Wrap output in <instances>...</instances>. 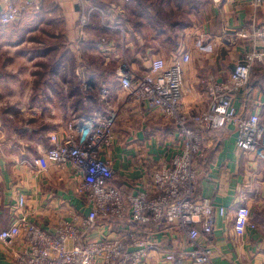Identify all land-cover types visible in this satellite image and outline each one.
Segmentation results:
<instances>
[{"label": "built area", "instance_id": "2783aa9c", "mask_svg": "<svg viewBox=\"0 0 264 264\" xmlns=\"http://www.w3.org/2000/svg\"><path fill=\"white\" fill-rule=\"evenodd\" d=\"M262 2L256 0L258 6ZM75 3L80 32L93 25L94 13L105 14L90 0ZM41 7L42 0H0V25L17 23L27 13L41 12ZM240 34L252 39L255 48L236 63L228 79L218 82L207 77V103L191 110L183 101L190 52L174 53L170 61L153 58L145 70L123 60L117 72L126 101L112 104L108 88L102 85L98 89L100 110L63 123L50 133L44 156L29 163L38 181L49 171L45 160L68 172L74 190L68 196L47 198L44 210L53 219L51 227L40 222L41 214L19 190L9 206L11 223L0 229L4 260L8 264H143L157 253L162 264H213L210 236L217 207L210 198L197 196V163L206 157L208 133L233 126L237 149L264 161L260 114L255 110L245 115L237 105L252 69L264 59V50L257 48L258 42L264 47V27L252 25ZM83 39L98 42L104 53L115 47L105 36ZM197 45L203 52L210 49L208 42L197 41ZM76 75L81 86L88 88L83 67ZM129 103L137 105L144 118L173 125L176 131L163 140L155 136V166L150 169L141 162L136 166L138 174L124 179L112 153L125 122L123 108ZM218 212L227 215L223 206ZM256 228L250 207L239 206L234 219L237 237L242 239Z\"/></svg>", "mask_w": 264, "mask_h": 264}, {"label": "crops", "instance_id": "0c3cea01", "mask_svg": "<svg viewBox=\"0 0 264 264\" xmlns=\"http://www.w3.org/2000/svg\"><path fill=\"white\" fill-rule=\"evenodd\" d=\"M66 2L60 6L72 13L70 19L66 14L65 24L70 34H74L77 6L75 0ZM90 3L105 11L94 13L89 29L93 37L105 36L114 41V49L107 53L94 40L79 41L78 45L70 46L69 52L59 51L58 59L49 63L55 52L51 47L24 49L27 41L30 43L31 27L19 30L22 38L17 45L9 44V33L0 29V54L14 48L12 51L19 52L17 60L22 68L13 77L0 75V97L9 94L15 106L0 110V229L11 223L9 206L19 190L29 196V205L41 214L40 222L52 226L53 219L44 210L47 198L68 196L74 186L68 172L59 171L47 160L49 171L42 180H35L29 163L44 156L50 146V133L63 123L100 110L98 89L102 85L108 88L112 104L126 101L117 72L123 60L131 67L145 70L153 58L170 61L174 53L190 52L191 61L185 66L183 101L186 109L191 110L207 103V77L213 76L218 82L228 79L236 63L255 48L252 39L240 33L250 31L252 25L264 27V0L259 6L256 0H90ZM36 14L42 20L45 18L42 12L27 13L21 23L37 24ZM197 41L208 42L209 51L198 49ZM257 48L264 50L260 42ZM70 58L75 63L69 70ZM2 65L8 68V63L3 61ZM75 67L84 68L88 88L81 86ZM255 68L261 73L254 81L257 84L250 82L251 87L244 89L243 99L237 105L245 113L244 102L250 99L254 108L246 114L257 110L264 123V59ZM122 115L125 122L120 134L117 133L112 156L120 177L125 179L138 174L136 166L141 162L150 169L156 165L155 136L161 135L163 140L166 135L163 125L144 118L135 104L126 105ZM20 117L36 129L31 131V127L18 125ZM205 154V159L197 163V196L210 198L217 207L215 229L210 236L214 245L213 264H264V161L237 149L233 126L208 136ZM147 156L148 161L144 159ZM242 205L250 207L257 228L239 239L234 219ZM220 206L226 208V216L218 212ZM0 264H8L1 252ZM143 264L162 263L159 255L152 253Z\"/></svg>", "mask_w": 264, "mask_h": 264}, {"label": "rangeland", "instance_id": "374dc122", "mask_svg": "<svg viewBox=\"0 0 264 264\" xmlns=\"http://www.w3.org/2000/svg\"><path fill=\"white\" fill-rule=\"evenodd\" d=\"M63 1L64 0H42L41 12L42 14L45 15V18L42 20V17L37 16L38 14H36L37 18L36 19L34 18L35 19L34 22H36L37 24L26 25L24 24L25 21L23 23L19 21L17 23L10 24L7 26L0 25L1 30H6L7 33H9L7 42L12 45H17L19 39L22 38V36H19V34L21 33L19 30L22 28L31 27L33 30V33L30 34L31 36L30 38H28V40L30 39L29 40L30 43L27 41V44L24 49H27L30 47L31 49H34L33 48L34 46L38 48L41 47L42 49L51 47L55 52L49 58L48 60L49 63H54L53 61L58 59V56L60 54L59 51H65L67 49L69 52L70 46L72 47L73 43H75V45H78L79 41L85 42L83 38L87 36L89 37V35L92 36L93 34L92 31L89 28L85 30L84 32H80L78 30V23H79L78 22L79 15H78L77 21L75 22V26H74L75 32L74 34L72 33L70 34V31L66 29L65 17L67 14V16L70 19V17H72V13H70L68 10L60 6ZM66 3L67 4L69 3L68 0ZM77 12H78V6H77ZM13 49H10L8 52H4L3 55L0 54V75L8 74L9 76L13 77V76H16V74H18L20 69H22L21 65L18 63V60H17L19 52H17V50L12 51ZM18 51H21V50H18ZM3 61L4 63H8V68L3 67L2 65ZM59 61H57L56 63H58ZM68 61H69L68 67L70 70L74 68L75 61H73L71 58ZM49 67L50 66H47L46 68L49 69ZM75 68L78 69V67H75ZM256 68L260 70V67L257 66ZM256 68L254 69L253 74L250 77V81L252 82L257 80L261 74L258 72V70H256ZM260 84H261V81H260ZM9 93L13 94L12 91L11 92L9 91ZM13 103L14 101L10 99L9 94L8 96H5V98L0 97V110L1 109H4L5 111L7 109L10 110L12 107H15ZM19 124L22 126L26 125V127H31V131L36 129L34 125L33 127L29 124H26V121L21 120V117L20 119L18 118V125Z\"/></svg>", "mask_w": 264, "mask_h": 264}, {"label": "trees", "instance_id": "16d2710c", "mask_svg": "<svg viewBox=\"0 0 264 264\" xmlns=\"http://www.w3.org/2000/svg\"><path fill=\"white\" fill-rule=\"evenodd\" d=\"M255 68V67H254ZM254 68L252 69V71H251V76H252V74H253V71H254ZM251 82V81H250ZM256 84H257V82H255L254 83V85L256 86ZM249 85H250V87H251V83H249ZM244 102V101H243ZM244 106H245V111L247 112L249 109H252V108H254V102H251V100L250 99H246V101L244 102ZM250 111V110H249ZM246 112L244 113L245 115H247L246 114ZM161 127H164L165 129H164V134L166 135V137H169V136H171V135H173V133L176 131V127L175 126H173V125H165V126H161ZM222 130V129H221ZM221 130H218V131H221ZM218 131H211V132H209L208 133V136H211L213 133H215V132H218ZM122 188L124 189V190H130V189H128L126 186H124V185H122Z\"/></svg>", "mask_w": 264, "mask_h": 264}]
</instances>
